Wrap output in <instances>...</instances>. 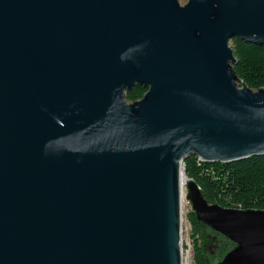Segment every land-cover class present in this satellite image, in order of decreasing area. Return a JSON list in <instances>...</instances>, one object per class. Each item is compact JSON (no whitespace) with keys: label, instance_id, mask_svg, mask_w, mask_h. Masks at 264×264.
Wrapping results in <instances>:
<instances>
[{"label":"water","instance_id":"obj_1","mask_svg":"<svg viewBox=\"0 0 264 264\" xmlns=\"http://www.w3.org/2000/svg\"><path fill=\"white\" fill-rule=\"evenodd\" d=\"M233 38L264 46V0H0V264H183L184 200L216 264H264V210L184 169L264 156Z\"/></svg>","mask_w":264,"mask_h":264},{"label":"trees","instance_id":"obj_2","mask_svg":"<svg viewBox=\"0 0 264 264\" xmlns=\"http://www.w3.org/2000/svg\"><path fill=\"white\" fill-rule=\"evenodd\" d=\"M236 57L234 71L240 78V87L253 91L264 88V46L248 43L240 38L231 40ZM147 90L136 86L126 94L128 103L143 99ZM185 174L194 181L210 204L236 210H264V156L233 163H204L195 155L184 160ZM191 227L193 264H216L233 247L227 238L200 222L191 210L186 215ZM209 232L215 239L214 251H206L204 234Z\"/></svg>","mask_w":264,"mask_h":264},{"label":"rangeland","instance_id":"obj_3","mask_svg":"<svg viewBox=\"0 0 264 264\" xmlns=\"http://www.w3.org/2000/svg\"><path fill=\"white\" fill-rule=\"evenodd\" d=\"M180 3L184 6L187 4V0H179ZM189 183V180L188 182ZM184 192V196H186L187 194V185L184 187L183 189ZM192 206L189 202L187 201H183V205H182V213H183V249L185 252H189V256L185 255L183 261L184 264H193V259H192V255H193V247H192V243H191V238H190V231H191V227L189 225V223L186 220V215L187 213L191 210ZM204 242H205V246H206V251L211 254L214 251L215 248V239L214 237L209 233V232H205L204 234Z\"/></svg>","mask_w":264,"mask_h":264},{"label":"bare ground","instance_id":"obj_4","mask_svg":"<svg viewBox=\"0 0 264 264\" xmlns=\"http://www.w3.org/2000/svg\"><path fill=\"white\" fill-rule=\"evenodd\" d=\"M187 182H188V179L186 177L182 176V186H183V189L188 184ZM183 264H184V261H183Z\"/></svg>","mask_w":264,"mask_h":264},{"label":"built area","instance_id":"obj_5","mask_svg":"<svg viewBox=\"0 0 264 264\" xmlns=\"http://www.w3.org/2000/svg\"><path fill=\"white\" fill-rule=\"evenodd\" d=\"M185 255H188V257H190V256H189V255H190L189 252H185V251L183 250V258H184ZM184 259H185V258H184ZM185 260H186V259H185Z\"/></svg>","mask_w":264,"mask_h":264}]
</instances>
